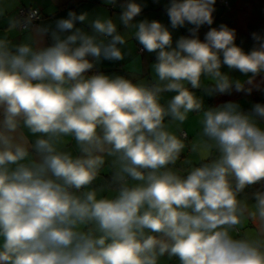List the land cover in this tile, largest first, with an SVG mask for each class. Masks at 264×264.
<instances>
[{
	"label": "clouds",
	"instance_id": "clouds-1",
	"mask_svg": "<svg viewBox=\"0 0 264 264\" xmlns=\"http://www.w3.org/2000/svg\"><path fill=\"white\" fill-rule=\"evenodd\" d=\"M215 5L168 0L169 27L137 21L144 5L124 0L126 32L74 10L54 28L32 15L9 22L0 35V264H264V103L212 107L196 92L258 89L264 34L253 32L245 51L234 28L211 27ZM185 25L189 35L174 43L171 29ZM130 39L156 54L151 81L93 71L101 59L123 60ZM190 113L201 117L194 142L182 128ZM186 148L199 163L182 169ZM106 165L110 180L97 186Z\"/></svg>",
	"mask_w": 264,
	"mask_h": 264
},
{
	"label": "rangeland",
	"instance_id": "rangeland-1",
	"mask_svg": "<svg viewBox=\"0 0 264 264\" xmlns=\"http://www.w3.org/2000/svg\"><path fill=\"white\" fill-rule=\"evenodd\" d=\"M229 4H225L223 1H216L214 15V23L211 27H217L220 24H227L229 27L236 30V43L244 48L245 51H250L255 42L252 39V33L258 32L264 34V0H228ZM144 5V12L140 14L136 20H159L165 25L170 26L169 18L166 13V6L168 0H140ZM124 3V0H117L115 10L116 13H121L122 8L120 5ZM115 15V21L118 22L119 15ZM191 25H185L176 29H171L173 33V41L175 43L181 36L189 35L188 29ZM209 30V26H202L199 31V36L203 40L206 32ZM223 71L228 72L234 79L246 80L247 77L236 70H229L227 66H224ZM256 81L259 83V88L252 91L250 95L233 91L231 94H216L208 95L202 89L196 90L197 95H200L204 99L206 106H217L225 102L238 103L245 111L251 110L252 106L256 103H264V73L256 77ZM205 84L209 83L206 79ZM201 117L195 113H190L188 119L182 125L183 130L188 131L190 138L188 142L198 141L200 139L201 132ZM175 130V127H173ZM207 151V149H204ZM185 158V162L182 160ZM181 163V164H180ZM199 163V155L197 153L190 152L187 148L185 153L182 154L181 161H178L177 166L182 169H187L192 165ZM259 185L248 188L245 190V195L251 196V193L258 188ZM249 231H255V229L249 225Z\"/></svg>",
	"mask_w": 264,
	"mask_h": 264
},
{
	"label": "crops",
	"instance_id": "crops-1",
	"mask_svg": "<svg viewBox=\"0 0 264 264\" xmlns=\"http://www.w3.org/2000/svg\"><path fill=\"white\" fill-rule=\"evenodd\" d=\"M115 5L116 3L114 5L107 3V0H0V7L5 10L0 14V35L5 33L9 22L13 18H17L18 9L21 6L34 7L39 10L40 16L33 22L34 24L48 25L54 28L56 20L66 17L67 13L72 10L77 13L88 12L90 18L101 15L111 17L115 20V15L117 14L115 11L117 7ZM144 10L143 7L142 12H144ZM117 15H120V13ZM117 24L121 32L127 31V29L120 25L119 20ZM78 26L84 27L85 30H90L87 24H78ZM11 35L17 42L22 38V34L20 33H12ZM46 43H51L50 37L46 38ZM123 47L126 53L123 60L112 61L101 59L93 71L103 72L108 75H123L134 80L151 81L153 77L152 65L156 60V54L141 50L142 46L139 45L135 39H130L128 44ZM171 95V93L165 94V99L170 98ZM186 132L188 134V131ZM29 137L30 139H35L31 134H29ZM189 138L190 136L188 134V139ZM192 142H194V140ZM67 147L74 155L77 154L75 142L71 138H69ZM182 160L185 162V158ZM110 177L111 169L106 165L100 177L95 181V184L97 186H103L107 184ZM111 194L114 195V193ZM162 264H177V262L169 261L167 258H164Z\"/></svg>",
	"mask_w": 264,
	"mask_h": 264
},
{
	"label": "built area",
	"instance_id": "built-area-1",
	"mask_svg": "<svg viewBox=\"0 0 264 264\" xmlns=\"http://www.w3.org/2000/svg\"><path fill=\"white\" fill-rule=\"evenodd\" d=\"M29 15L36 17V19L33 21V22H35L40 16L39 10L37 8H34V7H26V6H21L18 9L17 18H23V17L29 16ZM141 50H143V49H141Z\"/></svg>",
	"mask_w": 264,
	"mask_h": 264
},
{
	"label": "trees",
	"instance_id": "trees-1",
	"mask_svg": "<svg viewBox=\"0 0 264 264\" xmlns=\"http://www.w3.org/2000/svg\"><path fill=\"white\" fill-rule=\"evenodd\" d=\"M216 1H223L225 4H229V1L228 0H216ZM185 131V130H184ZM186 132V131H185ZM186 134H187V132H186ZM187 136H188V134H187Z\"/></svg>",
	"mask_w": 264,
	"mask_h": 264
}]
</instances>
